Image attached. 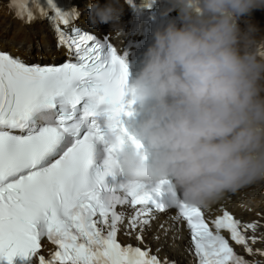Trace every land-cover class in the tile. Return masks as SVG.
<instances>
[{"label":"snow or ice","instance_id":"obj_1","mask_svg":"<svg viewBox=\"0 0 264 264\" xmlns=\"http://www.w3.org/2000/svg\"><path fill=\"white\" fill-rule=\"evenodd\" d=\"M128 4L135 6L134 0ZM8 7L25 23L52 21L69 59L41 66L0 51V262L14 264L21 257L29 264L34 258L38 264H175L159 250L118 240L126 221L143 243L155 213L173 206L158 198L166 182L151 189L144 182L107 184L119 167L117 145L108 148L104 170L90 174L94 141L105 139L95 119L101 105H110L108 126L143 147L121 120L122 114L132 115L135 103L126 100V60L107 38L101 43L77 27L65 30L79 12L65 10L58 0H9ZM120 206L133 211L129 215ZM178 208L198 264H264L238 254L223 235L227 231L247 255L264 256L251 246L264 239L255 235L260 220L244 222L227 210L209 220L200 207ZM44 237L57 248L47 258L40 254Z\"/></svg>","mask_w":264,"mask_h":264},{"label":"clouds","instance_id":"obj_2","mask_svg":"<svg viewBox=\"0 0 264 264\" xmlns=\"http://www.w3.org/2000/svg\"><path fill=\"white\" fill-rule=\"evenodd\" d=\"M170 3L164 15L178 9V17L155 28L136 78L128 80L135 103L127 130L143 147L118 127H109L106 142L117 145V186L165 181L173 206L207 208L264 182V36L251 19L264 0ZM125 4L90 0L88 23L122 35Z\"/></svg>","mask_w":264,"mask_h":264},{"label":"bare ground","instance_id":"obj_3","mask_svg":"<svg viewBox=\"0 0 264 264\" xmlns=\"http://www.w3.org/2000/svg\"><path fill=\"white\" fill-rule=\"evenodd\" d=\"M8 0H0V47H3L4 49H10L12 52L14 53H20V54H24L26 53V51H24L21 48H18V46L14 45L13 43H10L9 41H5L4 39L7 38L12 39V40H19L20 43H27L28 44H37L38 46L40 45H44V46H52L54 43V39L52 37V34L50 33L47 25L43 24V23H39L34 27H30V26H25L21 23V21H18L17 19H15L11 13H9L7 11V3ZM81 0H78L77 4H80L79 10L82 12V17H81V21L87 25L89 28H93L96 29L98 31H102V30H106L107 32H109L110 34H114L115 32L112 31L110 25L108 24H102L99 25L97 27H93L88 23V5L90 3V0H87V2L81 3ZM103 2V0H102ZM129 14V9L125 6V10H124V14L122 16V21L123 23H125V20L127 19ZM262 16L264 18V8H260V9H256L255 12L252 13L251 15V19L253 21V23L257 24L258 27H264V21L259 19V15ZM249 19V17L246 15L245 20ZM246 22V21H245ZM245 22H242V27L246 26ZM36 36V38H35ZM259 36H264V30L260 31ZM1 37L3 39H1ZM35 48V46H34ZM42 53L44 54V52H37V54ZM46 54H48L47 52H45ZM248 190L253 189L252 193H249L248 198H251V201H254V203L256 201L259 200V198L256 197V193L259 192V190L261 191V199L264 200V187L260 186V184H254L251 185L249 187H247ZM263 193V194H262ZM262 209L264 210V204L262 205ZM172 216L171 213H168L166 215V220L164 222V224L169 225V222H166L167 219H169ZM249 216L251 218L255 217V214L253 213H249ZM165 217V216H164ZM177 222L180 225H183V223L181 221H179L177 219ZM182 233V232H181ZM164 238V237H162ZM181 240L176 241L175 242V246H169L168 244H165L163 242L164 247L161 248L160 253L161 254H168L169 256L180 260L181 256L178 253V245H180ZM156 246L160 247L162 246L161 243L156 244Z\"/></svg>","mask_w":264,"mask_h":264}]
</instances>
